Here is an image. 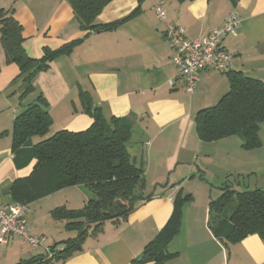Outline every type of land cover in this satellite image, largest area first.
<instances>
[{"label": "crops", "instance_id": "crops-1", "mask_svg": "<svg viewBox=\"0 0 264 264\" xmlns=\"http://www.w3.org/2000/svg\"><path fill=\"white\" fill-rule=\"evenodd\" d=\"M3 3L0 9L12 11L22 28V46L30 58L39 59L45 50L56 51L80 42L53 59L49 68L36 76L35 91L23 97L18 67L5 63L0 44V134L6 133L0 136V203L11 202V183L29 173V168L14 167L11 130L16 116L38 95L45 100L51 117L48 134L87 129L93 120L85 112L86 106L99 108L106 119L130 117L129 155L143 170V197L149 198L126 220L104 223L100 232L85 238L81 251L55 264H131L164 229L179 192L190 195L192 201L184 207L180 230L168 246L176 255L167 264H264V239L254 235L227 243L214 236L209 222V203L221 195L227 182L237 191L264 187V122L258 133L261 145L256 149L245 150L237 136L211 143L200 141L195 117L229 91L227 73L201 71L194 93L188 94L165 37L166 25L173 24L184 28L186 39L202 40L221 27L235 8L240 21L236 36L223 40L231 54L229 71L264 83V0H238L236 5L230 0L184 4L163 0L164 21L153 10L158 0H114L99 15L101 23L120 20L136 10L134 19L115 30L89 34L81 30L66 0ZM38 140L33 138L32 143ZM81 188L60 190L29 204V208L64 196L63 203L54 200L49 216L56 208L76 210L66 194L77 192L85 203L89 195ZM29 213L28 209L30 234L44 236V245L32 247L19 237H11L7 244H0V264H31L39 259L32 264H42L51 257L46 248L56 245L55 250H62L66 222L51 219L42 223L37 213ZM53 230H57V238L51 236ZM47 234L52 237L50 242Z\"/></svg>", "mask_w": 264, "mask_h": 264}, {"label": "trees", "instance_id": "trees-1", "mask_svg": "<svg viewBox=\"0 0 264 264\" xmlns=\"http://www.w3.org/2000/svg\"><path fill=\"white\" fill-rule=\"evenodd\" d=\"M66 1L79 19L81 30L88 34L115 30L136 15L135 10L120 20L101 23L99 15L114 0ZM173 1L184 4L193 0ZM230 1L234 5L238 2ZM23 41L22 28L12 11L0 9V44L5 63L18 67L17 80L23 89L21 97L35 91L33 82L36 76L46 71L53 59L69 52L80 42L73 41L56 51L45 50L41 58L33 59L25 53ZM227 76L229 91L214 106L197 113V135L205 143L237 136L242 139L245 150L256 149L261 145L258 133L264 122V83L241 72L228 71ZM85 112L93 120L87 129L48 134L51 117L45 100L38 95L13 122V164L17 170L29 168V173L11 183L8 190L11 202L29 206L60 190L76 186H83L93 194V198H88L80 209L62 207L51 211L53 220H64L65 229L78 234L61 242L63 248L60 251L55 250L56 245L48 248L51 257L42 264L64 262L81 251L85 238L100 232L105 222L126 220L149 199L143 197V170L129 155L131 118L106 119L99 108L89 106ZM36 137L39 140L32 143ZM231 186L230 182L223 185L221 195L209 203V222L214 236L227 243H237L254 235L264 239V187L237 191ZM191 201L190 195L183 196L180 192L174 197L168 223L131 264H167L176 255L169 252L168 246L180 230L184 207ZM232 202L234 206L225 215Z\"/></svg>", "mask_w": 264, "mask_h": 264}, {"label": "built area", "instance_id": "built-area-1", "mask_svg": "<svg viewBox=\"0 0 264 264\" xmlns=\"http://www.w3.org/2000/svg\"><path fill=\"white\" fill-rule=\"evenodd\" d=\"M162 3L163 0H158L153 10L156 17L164 21L166 13ZM239 23L238 12L233 8L221 27L213 29L204 39L194 41L185 38L183 27L166 25L165 37L173 52L172 62L184 80L188 94L194 93L201 71L213 69L225 74L231 69V54L225 49L223 40L227 36H236ZM28 209L29 206L22 203H0V244H7L11 237H19L24 244L32 247L44 245V236L30 234ZM45 250L51 255L48 248Z\"/></svg>", "mask_w": 264, "mask_h": 264}, {"label": "rangeland", "instance_id": "rangeland-1", "mask_svg": "<svg viewBox=\"0 0 264 264\" xmlns=\"http://www.w3.org/2000/svg\"><path fill=\"white\" fill-rule=\"evenodd\" d=\"M2 4H4L3 3V0H0V6L2 5ZM13 125V124H12ZM4 136H6V134H4ZM3 141H7V140H3ZM10 151H11V145H10ZM82 188V190L83 191H86V193H88V195H89V198H93V194L90 192V191H88L85 187H83V186H81ZM77 193V192H76ZM76 193H74V192H67V200L70 202V204H71V206H75V208L76 209H80V208H82L83 207V205H84V203H82L81 202V200L79 199V197H77V194ZM65 195V196H66ZM57 202L58 200H60V202L61 203H63L64 202V200H65V197L63 196V197H60V196H58V198H55V199H52V202L50 201V202H48V201H44V202H41L40 204H36L35 206H33V207H30L29 208V210H30V213H29V216L31 215V212L32 211H34L35 213H37L38 215H39V217L41 218L40 220L42 221V223H45V222H47V221H51L52 222V218L49 216V214L47 213L48 212V210L49 209H53V208H55V207H53L55 204H56V202ZM59 202V201H58ZM234 206V202H232L229 206H228V208H227V210H226V214L225 215H227V214H229V211H230V209L232 208ZM110 222H105V224L106 225H108ZM53 224L54 225H57L58 226V224L57 223H54L53 222ZM64 229V230H63ZM55 231H57V230H53V232H51V236L53 237V238H57L58 237V232L56 233ZM62 231H65V228H64V225L62 226ZM89 231V233L91 232V229H89L88 230ZM64 233H66L65 234V237H62V238H64V239H62V240H67L68 238H74V237H76L77 236V234H78V232H76V231H70V232H68V231H65ZM53 234V235H52ZM47 236V238H48V242H50L51 240H52V237H50V236H48V234L46 235Z\"/></svg>", "mask_w": 264, "mask_h": 264}]
</instances>
